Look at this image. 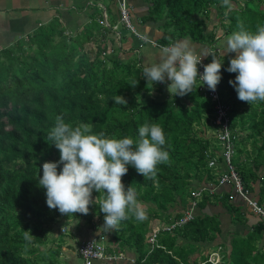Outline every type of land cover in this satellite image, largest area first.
Here are the masks:
<instances>
[{
  "label": "trees",
  "instance_id": "1",
  "mask_svg": "<svg viewBox=\"0 0 264 264\" xmlns=\"http://www.w3.org/2000/svg\"><path fill=\"white\" fill-rule=\"evenodd\" d=\"M152 2L142 22H154L163 33L157 40L160 46L189 38L212 47L217 26L229 36L240 30L238 25L253 33L264 26V0H229L227 5L224 0ZM231 7L235 9L228 10ZM213 13L217 14L214 19ZM97 16L76 35L57 33V28L50 27L31 54L21 46L18 51H0V264H59L61 246L48 247L52 239L47 235L55 226L81 216L90 223L93 216L104 220L100 212L102 194L95 191L92 198H98L90 205L88 215L68 217L46 204V190L37 178L38 174L42 176L45 162H58L60 158L47 139L57 116L72 127L90 125L88 134L103 132L110 139L136 140L138 128L145 123L157 124L164 131L163 147L169 160L157 165L155 179H144L131 166L122 177L126 188L135 189L146 219L139 221L129 214L115 231H103L110 235V245L116 251H134L136 264H190L184 253L186 245L193 243L195 247L220 234L216 217L198 214L173 233L159 234L154 246L147 242L151 225L180 218L189 200H194L191 192L202 182L219 184L224 171L219 156L222 146L216 138L220 126L214 123V105L199 92L197 83L193 92L183 97L172 93L155 99L152 92H162L158 84L152 86L143 79L144 67L136 53L124 59L118 56L120 49L107 38L113 33L112 27L102 26L98 22L101 16ZM97 23L102 27H96ZM87 44L95 46L94 52L85 50ZM212 53L222 64L218 91L220 101L229 105L230 130L237 136L240 132L247 134L235 140L232 164L248 191L260 182L258 203L262 204L264 175L260 177L257 171L264 165V101L249 105L238 100L229 84L235 74L226 71L234 56L222 61L223 56ZM211 62L210 57L205 65ZM134 80L139 83L133 88ZM117 95L127 101L126 106L114 103ZM214 158L216 164L210 166ZM209 193V189L202 192L199 209L209 201ZM230 209L235 212L238 207L230 205ZM23 230H30L35 237L31 243L23 239ZM263 232L264 222H260L247 235L234 234L229 244L230 264H264V253L258 250ZM178 239H183L184 247L175 249ZM202 262L210 264L207 256Z\"/></svg>",
  "mask_w": 264,
  "mask_h": 264
},
{
  "label": "clouds",
  "instance_id": "2",
  "mask_svg": "<svg viewBox=\"0 0 264 264\" xmlns=\"http://www.w3.org/2000/svg\"><path fill=\"white\" fill-rule=\"evenodd\" d=\"M228 3L229 0H224V4ZM238 27L240 30L226 41L228 54H234L226 71L235 74L229 84L238 100L251 105L264 101V26H258L255 33L244 30L242 25ZM209 56L212 62L204 65L203 73H199L202 58ZM221 69L222 64L214 53L197 55L186 42L179 41L162 46L158 61L144 67L141 75L152 86L167 81L168 91L183 97L193 92L197 77L214 92L222 78ZM138 83L139 80H134L131 87ZM114 103L127 105L119 95L114 97ZM89 131L90 125L72 127L62 116L56 117L47 139L59 151L60 158L58 162H45L43 174L37 178L39 186L46 190L48 208L68 217L88 215L90 205L98 198H92L95 191L102 194L100 212L104 214L105 231H115L121 221L129 219V214L143 221L146 216L137 201V193L132 186L125 187L122 177L131 166L144 179H155L157 165L169 160V153L163 147L166 143L163 129L157 124L145 123L138 128L136 140L110 139L103 132L94 135L88 134ZM34 238L30 230H23L26 242L31 243ZM90 246L84 254L90 251Z\"/></svg>",
  "mask_w": 264,
  "mask_h": 264
},
{
  "label": "crops",
  "instance_id": "3",
  "mask_svg": "<svg viewBox=\"0 0 264 264\" xmlns=\"http://www.w3.org/2000/svg\"><path fill=\"white\" fill-rule=\"evenodd\" d=\"M129 6L131 8V18L132 20L135 19L134 25L136 30L139 34L144 36L147 41L141 42L139 38L134 37L126 29H120L119 31L116 29L112 31L114 35L113 33H108L107 38H112L114 43L117 41V43H115L117 46L114 44L113 46L120 49L119 53L121 55L125 53L128 55L131 53L138 54V49L150 47L148 48L147 54L143 56L142 61L145 67L151 66L158 61L161 50V48L154 46L152 41L157 42V40L162 37L163 33L158 30L154 22H142V17L148 11L146 0H129ZM94 13H97L96 16L101 15V17L105 15L109 27L118 25V7L115 0H0V51L5 48H13L16 50L19 46L26 48L24 41L23 43L21 42L22 39H30L35 43L36 36L32 37L31 35H35L36 31L42 32L44 28H40L52 21H57L59 24L63 25L66 28L65 31L67 35H71L72 33L76 35L83 31L85 25H90L92 17L96 18V16L93 15ZM216 15L215 13H213V15L211 14V18L214 19ZM213 30L215 35L214 41L222 39V46L220 48L199 44L191 41L189 38L176 40L175 42H186L197 55H203L208 51H215L220 56L233 57L234 54H228L227 52L223 31L218 26ZM116 35L118 38L115 40L114 37ZM18 39H20V41H18ZM123 41L126 43L125 45L122 43ZM108 43L110 44V42ZM212 44H214V42ZM209 58L210 56L203 59L207 61ZM221 166V169L225 170V166L222 163ZM257 173H259L260 177L264 175V165ZM202 186L209 187L210 199L204 205L203 209H199L196 205L193 209V214L216 217L219 222L220 234L216 235L213 241L200 243L195 247L193 243L186 245L184 248L185 256L190 264H204L202 260L203 257L206 256L207 262L210 263L208 260L212 255L213 257L218 255L219 262L215 264H230L231 250L229 244L234 234L239 233L241 235H247L254 225L264 221L246 206L243 200L234 192L230 184H218L213 186V184L202 182L200 187ZM259 189L260 182L257 181L253 185V191H249L250 197L257 201L259 200ZM223 198L226 199L224 203ZM201 199L202 196L197 200V203H199ZM190 204L191 200H189V205L184 212L189 210ZM262 204H264V201ZM230 205L238 207V210L235 212L231 211ZM184 212L182 214H184ZM237 219L239 220L237 221ZM76 220L78 221L79 219ZM74 223L78 227L75 228L76 232L74 233L78 243L74 246L72 243L65 242L67 250L73 251V246L75 250L70 253L68 252L65 258L64 256L62 257V264H80V258L77 254L79 244L90 237L94 232L98 230L104 231V229L97 227L96 224L90 227L85 223L81 226V221H79V223ZM70 224L63 223L62 226L64 227L61 228H65L66 232L62 234L60 228V234L67 235ZM154 226H156V224H152L151 228ZM260 238L258 250L260 253H264V232L261 234ZM107 240L110 242V236H107ZM180 247H184L183 239H178L176 241L175 249H180ZM61 249L63 250L62 247ZM121 253L123 256L118 260L103 259L95 262V264H136L135 260L137 256L134 251L124 250ZM62 255H64L63 251Z\"/></svg>",
  "mask_w": 264,
  "mask_h": 264
},
{
  "label": "built area",
  "instance_id": "4",
  "mask_svg": "<svg viewBox=\"0 0 264 264\" xmlns=\"http://www.w3.org/2000/svg\"><path fill=\"white\" fill-rule=\"evenodd\" d=\"M118 7V24L124 26L126 30H128L132 35L139 38L141 42H146L147 39L138 33L135 28V25L131 18V8L129 6V0H115ZM102 26H106L109 28V24L107 23L106 16L102 17L98 21ZM117 26L112 27V31L116 30ZM114 29V30H113ZM154 46L161 48L156 41H152ZM205 59L202 58L201 64L198 65L199 73H203ZM198 90L200 93L210 98L214 110V123L217 126H220L219 132L216 135L219 143L222 146V150L219 153V156L222 159V163L225 166V170L219 177V184H230L233 188L234 192L243 200L247 207H249L257 216H259L264 221V204L258 203L257 200L250 197L248 189L244 187L243 181L237 171L235 170L232 160L234 155V145L235 140H237L238 136L235 135L234 131L230 130L229 124V116L228 111L229 105H225L220 101L218 85L216 90L213 92L207 88L206 85L203 86V82L199 80L197 77L196 80ZM216 164V159H212L210 162L211 165ZM209 189L208 186H202L200 188L195 189L191 192V196L194 198L191 201L190 208L188 211L184 212V214L175 220L170 221L167 224H158L151 228L149 231L147 242L154 246L156 244L157 238L161 233H173L179 228L184 227L187 223L191 222L194 219L193 209L197 205V200L202 196V192ZM66 232L65 228H61V233L64 234ZM91 245V246H90ZM90 246V251L87 254H84L83 251ZM78 257L81 260V264H95V262L109 259V260H118L123 254L120 251H116L107 240V236L103 231H96L90 235L87 239L83 240L78 248H77ZM218 255L213 257H209L210 263L219 262Z\"/></svg>",
  "mask_w": 264,
  "mask_h": 264
},
{
  "label": "rangeland",
  "instance_id": "5",
  "mask_svg": "<svg viewBox=\"0 0 264 264\" xmlns=\"http://www.w3.org/2000/svg\"><path fill=\"white\" fill-rule=\"evenodd\" d=\"M147 1V4H148V8L152 5V0H146ZM230 9H235L234 7H231V8H229L228 10H230ZM227 10V11H228ZM99 14V13H98ZM99 16H101V15H99ZM200 17H204L203 16V14H201L200 15ZM102 18V17H101ZM98 21V20H97ZM133 21V23H135L134 21H135V19H133L132 20ZM87 25H85L84 27H86ZM95 26L96 27H102L99 23H97V24H95ZM95 26H94V28H95ZM50 27H55V28H57L56 29V31H57V33H59L60 31L64 34V35H67V33H66V31H65V27L63 26V25H61V24H59V22H57V21H52V22H49V23H47L45 26H43L42 28H40V29H43L42 30V32H39V31H36L35 32V35H31L32 37L34 36H36V42L35 43H33V40H30V39H22V43H23V41H24V45L26 46V48H27V51H28V53H30L31 54V52H34V50H36L37 49V47L38 46H36V44L41 40V38L43 37L42 35L45 33V31H47V30H49L50 29ZM39 29V30H40ZM116 29L119 31L120 29H125L124 28V26L123 25H121V24H118L117 25V27H116ZM114 30V29H113ZM81 32H83V31H81ZM80 32V33H81ZM95 32V31H94ZM134 36V35H133ZM228 36L229 35H223V38L227 41V38H228ZM135 37V36H134ZM115 40H116V38H118V36L116 35L115 37ZM30 40V41H29ZM222 40V39H221ZM221 40H216V41H214V44L212 45L213 47H221L222 46V41ZM18 41H20V39H18ZM115 43H117V41L115 42ZM115 43H114V45H115ZM124 45L126 44L124 41L122 42ZM108 45H110V44H108ZM115 46H117V45H115ZM148 46H150V45H148ZM31 47V50L32 51H30L28 48H30ZM22 48H24V47H22ZM148 48H150V47H148ZM148 48H146V47H142V48H140V49H138L139 50V53L136 55V58L141 62V65L143 66V67H145L144 66V63H143V61H142V58H143V56H145L146 54H147V52H148ZM4 49H2L1 51H3ZM15 50V49H14ZM85 50L86 51H93L94 52V50H95V46L93 45V44H87V45H85ZM22 53H23V55H25L24 53V51H21ZM110 54V53H109ZM120 58H122V59H124V58H128V56H130V55H128V54H120L119 53V55H118ZM224 58H228V56H223V58H222V61L224 60ZM158 84V86H159V88L161 89V93H157V92H152V96L156 99V98H159V99H162V98H165V97H167V96H170L172 93H174V92H172L171 90H169L170 91V93H169V91H168V85H164V84H160V83H157ZM246 133L244 132H240L239 133V135L238 136H240L241 138V140L242 139H244L245 137H246ZM258 145H260V142L258 143ZM247 149H248V151L249 152H251V145H250V143H249V145H248V147H247ZM93 200H95V197H93ZM79 221H81V226H82V224L83 223H85V224H87V225H89L90 227H93V225H92V223L93 224H100L99 225V227L101 228V229H103L102 228V226H103V224H104V220H100V219H98L96 216H93V218H92V222L90 223V222H88V221H86L84 218H82V216H81V218L77 221L76 219H73V220H71V221H69V222H60L57 226H55L54 228H53V230H52V232L50 233V234H48L47 235V237H51V241L48 243V247H50L51 249H55V247H57L58 245H60L62 248H63V250L61 249V253H60V256H59V264H62V257L64 256V258L66 257V254L69 252H73L74 250H75V245H76V243H78V240H77V238L75 237V228H78L77 227V225L74 223V222H78L79 223ZM63 223H66V224H70V228H68L69 230H68V232H67V235H62V234H60V231H59V229L61 228V227H64V226H62V224ZM75 224V225H74ZM83 228V227H82ZM84 229V228H83ZM108 236H110L109 234H108ZM65 242H68V243H72L74 246L72 247L73 248V251L72 250H67V247L65 246ZM43 247H41L40 248V250H42L43 251ZM62 251H63V253H64V255H62ZM80 264H81V260H80Z\"/></svg>",
  "mask_w": 264,
  "mask_h": 264
}]
</instances>
